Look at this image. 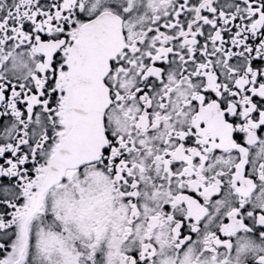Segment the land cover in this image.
I'll list each match as a JSON object with an SVG mask.
<instances>
[{
  "label": "snow or ice",
  "instance_id": "1",
  "mask_svg": "<svg viewBox=\"0 0 264 264\" xmlns=\"http://www.w3.org/2000/svg\"><path fill=\"white\" fill-rule=\"evenodd\" d=\"M0 264H264V0H0Z\"/></svg>",
  "mask_w": 264,
  "mask_h": 264
}]
</instances>
